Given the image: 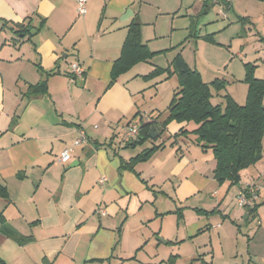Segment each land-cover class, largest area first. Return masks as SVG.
Returning a JSON list of instances; mask_svg holds the SVG:
<instances>
[{
	"label": "crops",
	"instance_id": "0c3cea01",
	"mask_svg": "<svg viewBox=\"0 0 264 264\" xmlns=\"http://www.w3.org/2000/svg\"><path fill=\"white\" fill-rule=\"evenodd\" d=\"M177 1L86 0V13L79 15L77 0H0V186L8 194V200L0 198V213L10 232L26 238L17 244L0 229L4 264H39L43 258L53 264H179L187 259L233 264L215 263L216 245L222 250L223 243L233 241L237 247L239 236L224 198L211 193L213 204L189 208L196 220L185 217L186 202L215 182V165L202 175L187 141L177 139L133 173L121 169V162L133 156L114 145L119 126L124 135L127 125L138 121H132L134 115L147 116L130 85L143 75L137 66L154 67L153 56L108 87L127 27L136 18L150 52L172 49L171 59L177 54L184 59L178 51L185 40H173L182 7ZM201 4L194 0L184 15L188 37L194 32L190 12L200 14ZM144 8L153 9L151 31ZM165 24V32H159ZM164 39L166 46H155ZM74 63L84 68L83 77L71 75ZM42 81L46 94H27L29 85ZM185 126L173 122L168 131ZM80 130L87 142L74 148L68 163H59ZM260 162L263 172L242 171L239 184H229L226 193L234 187L236 196L247 184L264 187V154ZM72 163L77 165L70 168ZM261 194L244 208L245 220L260 217ZM260 261L264 264V258Z\"/></svg>",
	"mask_w": 264,
	"mask_h": 264
},
{
	"label": "rangeland",
	"instance_id": "374dc122",
	"mask_svg": "<svg viewBox=\"0 0 264 264\" xmlns=\"http://www.w3.org/2000/svg\"><path fill=\"white\" fill-rule=\"evenodd\" d=\"M171 1L172 0H165V3L171 5ZM179 1L180 0L177 2L179 3ZM193 1L194 0H182V7L174 22V26L177 30L173 35V40L175 39V42L185 40L183 47H179L181 49L178 52L182 51L181 53L183 54L185 62L198 70L204 82L209 83L215 79L225 81L223 90L219 93L213 91V96L211 98V103L213 105H220L223 107L224 95L232 97L237 104L244 105L247 93V84L244 82V64L253 65V74L255 78L264 80V3L258 0H232L229 9H223V7L219 5H213L205 15L196 13L194 10L190 12V14L193 15L194 32L192 37H188L186 27L189 25V21L184 15H186ZM144 9H146L145 22L149 24L146 25L148 26L147 30L151 31L153 29L152 25H150L153 22V9ZM161 21L163 22V20ZM167 26L168 25L165 24L163 29H159V32H165ZM208 36L213 37L212 40H207L206 37ZM167 43L168 39H164L163 42H158L155 46L163 47L166 46ZM85 52H89V48L85 49ZM171 52L172 49H167L162 53L154 55L152 60L154 67L150 71V66L146 67L144 64H142V67L146 68H140V66L136 67L139 72L141 69L143 75L138 77L139 80H137V85L133 86L131 84L130 87L135 93V99L139 106V110L145 115L156 116L161 113L163 117L178 87L176 74L168 76L162 75L160 77L148 79L144 78L157 67H170L171 57L173 56ZM170 69L172 70V68ZM262 103L264 106V97ZM173 122L174 121L169 124ZM174 123L178 125L181 124L177 122ZM169 124H167L164 131L155 139L150 138L143 143H135L133 147L126 146L121 125L119 126V131L117 130L114 135L116 139L114 145L120 150L128 151L133 157L140 154L143 150L156 145H162V148L165 147L169 149L171 146L178 143L176 141L177 139H173V136L180 130L179 129L175 133H170L168 131ZM155 127L157 132L160 133V127L158 125ZM196 127L197 125L192 121L186 123L185 129L188 131L187 137L180 136L177 138L187 141L189 146L188 149L191 150L190 157L192 159L196 158L197 166L200 168L202 175H204L205 172H210L214 167L215 159L211 149L202 150L200 146L196 144V137L191 134ZM111 139L110 137V140ZM107 143L109 144V139ZM262 145L264 146V136ZM181 147L187 150L182 144ZM177 157H179V153ZM140 164L143 163L136 164L134 168ZM252 167H254L255 170L263 172V163L260 161ZM252 167L249 169H252ZM228 186L229 182L228 184L227 182L223 184H218L216 181L210 182L198 198L186 202V220L190 222L196 220L195 211L189 208L198 206V204L201 203L204 204L205 202L209 205L213 204L214 200L209 196L211 193H218L220 199L224 198V202L228 208L226 215L231 212V219L235 220V224L239 229V236L237 247H235V242L233 241H227L225 244L223 243L222 250L216 245L215 263L221 260L227 262L231 261L233 264H246L250 256V264H261L260 258H264V204L260 206V219L256 216L249 215V218L245 220V209L238 207L236 204V196L238 195H234L236 188H234L235 186L231 187L229 193H226V187ZM218 187H221V189L218 190ZM256 187L261 188V185L256 184ZM262 188L260 194L262 193L261 196L264 199V190ZM260 220H263L261 229ZM190 260L191 259L183 260L179 262V264H194L193 261Z\"/></svg>",
	"mask_w": 264,
	"mask_h": 264
},
{
	"label": "trees",
	"instance_id": "16d2710c",
	"mask_svg": "<svg viewBox=\"0 0 264 264\" xmlns=\"http://www.w3.org/2000/svg\"><path fill=\"white\" fill-rule=\"evenodd\" d=\"M264 3V0H258ZM213 5H219L223 9L230 8L227 0H202L201 15H205ZM193 29V27H191ZM213 37H206L212 40ZM155 54L150 52L142 42L141 24L135 18L127 27V34L123 42L120 56L113 62L110 70L108 87L114 84L117 78L128 72L137 64L148 62ZM172 68V70L170 69ZM247 93L244 105L237 104L232 97L223 96L224 106L213 105L211 98L213 91L219 93L224 89L225 81L215 79L209 83L202 80L201 74L190 68L182 56L177 54L168 68H155L145 76V79L160 77L162 75L176 74L178 87L170 100L166 113L156 116H142L137 113L133 121L139 124L138 136L133 141H127L126 146H134L135 143H143L150 139L149 131L153 126L160 127L159 135L164 131L167 124L174 121L177 123L194 122L197 127L191 134L196 137V144L202 150L211 149L215 159L213 179L218 184L229 182L231 186L239 184L241 172L254 166L264 154L262 145L264 136V80L256 79L253 72L254 66L244 64ZM47 93L46 82L42 81L35 85H29L27 94L39 96ZM131 124V123H130ZM129 125V124H128ZM127 125V126H128ZM188 131L181 128L173 136L187 137ZM162 148L156 145L143 150L140 154L121 162V169L134 171L138 163H145ZM139 176L138 174H136ZM0 198L8 200V194L4 187L0 186ZM253 211H255L253 209ZM0 229L5 231L6 236L17 244H23L26 238L9 231L3 214L0 213ZM0 264H4L0 260ZM39 264H53L43 258Z\"/></svg>",
	"mask_w": 264,
	"mask_h": 264
},
{
	"label": "built area",
	"instance_id": "2783aa9c",
	"mask_svg": "<svg viewBox=\"0 0 264 264\" xmlns=\"http://www.w3.org/2000/svg\"><path fill=\"white\" fill-rule=\"evenodd\" d=\"M78 8L77 13L79 15H84L86 13V0H77ZM71 75L74 78H81L83 77L85 70L79 63H74L71 65L70 68ZM138 123H131L129 124L125 131L123 138L127 141H133L138 136ZM87 142L86 133L83 130L78 132V137L73 141L72 147L67 148L62 151L57 159V161L61 164H66L71 160V155L75 147H79L82 144ZM104 179L100 180V183H103ZM261 188L256 187L254 184H247L240 188L238 195L236 196V204L240 208H250L252 207L259 196Z\"/></svg>",
	"mask_w": 264,
	"mask_h": 264
},
{
	"label": "water",
	"instance_id": "95a60500",
	"mask_svg": "<svg viewBox=\"0 0 264 264\" xmlns=\"http://www.w3.org/2000/svg\"><path fill=\"white\" fill-rule=\"evenodd\" d=\"M158 135H159V133L157 132L156 127L153 126V127L150 129V131H149V136H150V138H151V139H155ZM76 165H77V163H75V164L72 163V164L70 165V168L75 167Z\"/></svg>",
	"mask_w": 264,
	"mask_h": 264
}]
</instances>
